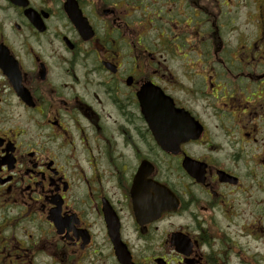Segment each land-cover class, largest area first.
<instances>
[{
  "label": "flooded vegetation",
  "instance_id": "obj_1",
  "mask_svg": "<svg viewBox=\"0 0 264 264\" xmlns=\"http://www.w3.org/2000/svg\"><path fill=\"white\" fill-rule=\"evenodd\" d=\"M0 264H264V0H0Z\"/></svg>",
  "mask_w": 264,
  "mask_h": 264
}]
</instances>
